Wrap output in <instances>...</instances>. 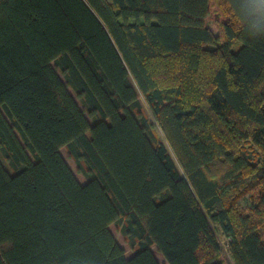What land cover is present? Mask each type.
<instances>
[{
    "label": "trees",
    "instance_id": "16d2710c",
    "mask_svg": "<svg viewBox=\"0 0 264 264\" xmlns=\"http://www.w3.org/2000/svg\"><path fill=\"white\" fill-rule=\"evenodd\" d=\"M152 248L264 264V0H0V264Z\"/></svg>",
    "mask_w": 264,
    "mask_h": 264
},
{
    "label": "rangeland",
    "instance_id": "374dc122",
    "mask_svg": "<svg viewBox=\"0 0 264 264\" xmlns=\"http://www.w3.org/2000/svg\"><path fill=\"white\" fill-rule=\"evenodd\" d=\"M69 91L74 95L73 91L71 89H69ZM77 103L79 104V106H81V103L79 102L78 99H76ZM61 154L64 156L66 162L68 163V165L70 166V168L74 171L76 177L78 178V180L80 182H83L84 181V177L82 174L78 173L76 171V166H75V163L72 159L68 158L66 156V151L64 148H61L60 150ZM110 230L111 232L113 233V235L115 236L116 240L124 247L125 251H126V255L129 256L131 254V249L130 247L128 246V244L124 241L123 239V236L121 235V233L116 229L115 225L114 224H111L110 226ZM222 240V239H221ZM224 241V240H223ZM222 241V242H223ZM152 251L153 253L155 254L157 260L161 263V264H166V262L164 261L163 257L156 252V250L154 248H152ZM224 257V252L222 254Z\"/></svg>",
    "mask_w": 264,
    "mask_h": 264
}]
</instances>
